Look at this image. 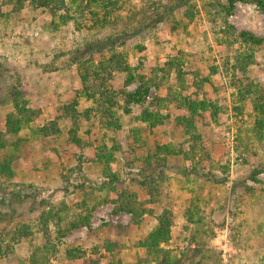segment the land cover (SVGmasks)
Wrapping results in <instances>:
<instances>
[{"label": "rangeland", "instance_id": "obj_1", "mask_svg": "<svg viewBox=\"0 0 264 264\" xmlns=\"http://www.w3.org/2000/svg\"><path fill=\"white\" fill-rule=\"evenodd\" d=\"M173 1L130 0L121 12L149 13L153 3L169 5ZM216 1L226 3L188 0L194 5L192 20L184 17L182 9L174 10L169 19L159 22L144 36L130 37L119 49L127 53L131 65L142 62L146 73L150 67L162 65L167 56L182 55L186 84L193 73L200 79L209 77L200 85L197 96L216 102L222 111L215 119L195 117L201 150L194 161L199 164L195 173H186L183 169L192 171L191 161L182 153L166 155L161 163L152 159L147 168L143 164L146 155L157 146L167 144L174 151L188 149V137L176 123L179 113L174 105L161 111L169 118L158 126L117 109V131L105 129L95 112L79 116L76 136L80 145L70 141V122L66 120L59 121L60 132L50 141L40 138L36 128L55 118L57 108L69 103L74 96L72 91L78 88V71L72 63L76 49L109 29H99V33L97 29L77 31L72 24L54 26L51 15L42 8L33 10L25 5L18 12H10L11 7H1L0 0V10L5 13L0 16V100L12 85L18 84L28 107L40 112L17 135L8 137L22 144L11 163L12 175L0 178V228L9 223L36 226L43 209L51 205L58 210L62 206L76 209L73 204L81 202L88 193L85 187L89 190L108 185L109 177L103 174V164L95 154V146L102 144L116 149L115 161L111 163V172L119 177L115 186L136 194V204L143 212L134 224L130 212L114 213V203L103 204L94 210L88 228L72 229L58 241L54 238L57 227L49 222L46 234L36 228L28 239L9 243L7 251L0 252V264H264V132L259 134L253 129V118L232 110L231 95L237 77L245 84L253 81L264 87V46L252 53L254 62L245 73L228 72L227 61H233L236 50L242 53L246 48L222 32L227 27L213 5ZM226 19L234 31L264 36V13L255 3L236 2ZM100 58L95 55L92 60L97 62ZM214 66L217 72L210 75V67ZM123 79V73H116L107 82L112 93L123 87ZM137 84L126 89L133 90ZM166 85L159 90L151 88L149 97L165 95ZM174 87L179 89L175 84ZM92 104L91 100L80 98L77 109L82 113ZM10 109L9 103L0 104V129ZM255 170L261 171L256 175L257 182L250 179ZM149 175L156 180L155 201L140 184L143 176ZM81 184L85 185L83 189ZM29 187L36 195L25 197L24 189ZM188 207L193 210V223L186 222ZM164 209L170 215V236L160 247L167 251L168 263L162 262L161 256L158 260L154 255L148 256L140 246ZM71 249L80 257L70 263L67 252Z\"/></svg>", "mask_w": 264, "mask_h": 264}, {"label": "trees", "instance_id": "obj_2", "mask_svg": "<svg viewBox=\"0 0 264 264\" xmlns=\"http://www.w3.org/2000/svg\"><path fill=\"white\" fill-rule=\"evenodd\" d=\"M236 2L255 3L258 9L264 13V0H226V3H220L219 1L214 2L215 4L213 3L218 14L223 17L227 27L222 32L235 37L246 48L242 53L236 50L233 61H227L225 68L232 75L236 72L245 73L248 66L254 62L252 53L264 46V36H256L246 30L234 31L233 26L228 23L226 18L233 13ZM129 3L130 0H1V7L3 5L10 6V12H18L25 5L33 10L42 8L51 15L54 26L72 24L77 31L109 29L108 33L100 34L92 40H87L82 43L81 47L76 49L75 52L77 54L74 55L72 63L76 65L78 71V88L72 91L74 96L70 102L57 108L56 117L45 121L44 124L36 128V133L40 138L50 141L53 135L60 132L59 121L66 120L68 123L70 122L68 130L70 141L80 145L81 140L76 136L79 127V116L95 112L100 117L105 129L117 131L120 127L119 119L115 116V110L117 109L121 110L125 115L134 116L135 114L134 118L148 122L150 126H158L169 118L168 114H163L161 111L169 105H174L179 113L175 117L176 123L183 127L182 134L188 137V149L185 151L182 149L174 151L167 144L157 146L153 153L146 155L143 164L147 168L151 165L152 159L161 163L165 161L162 158L166 155L182 153L184 158L191 161L190 169L192 170L183 169V172L195 173L199 163L194 160L199 154V150H201L199 143L201 135L195 130L194 119L197 116L202 118L209 116L211 119H215L218 113L222 111V108L216 102L199 99L197 96L200 85L208 82L209 77L200 79L197 73H193L192 80L188 82L189 84H186L185 72L181 65L182 55L177 57L167 56L162 65L156 64L150 67L149 72L146 73L142 62L139 61L137 64L131 65L127 58V53L119 50L130 37L134 35L144 36L159 22L169 19L174 10L182 9L184 17L192 20L194 18V5L190 4L188 0H174L169 5L157 2L150 7L152 10L149 13L146 10H140L134 13L129 11L128 14L123 15L121 11L125 10V6L127 7ZM4 14L0 10V16ZM100 30L97 32L100 33ZM95 55H101L97 62L92 60ZM227 65H229V68ZM217 69L215 66L210 67V75L215 74ZM116 73L124 74L123 87L112 93L107 82L113 79ZM134 82L138 83L137 86L133 90H127V86ZM234 82H236L234 83L236 89L234 93H231L232 97H234L232 110L240 116L246 114L249 118H253V129L257 133L263 134L264 87L253 81L245 84L238 77ZM164 83H167L165 95L155 94L149 97L151 88L159 90L164 86ZM174 84L179 89H176ZM183 91L187 93H183ZM72 92H70V96H72ZM80 98L91 100L93 103L82 113L77 109ZM6 103L10 104L11 109L5 114L2 129H0V151L2 152L0 157V178L12 175L11 163L18 157L19 147L22 144L17 141L12 142L8 137L17 135L22 126L30 123L33 118L40 114L38 109L28 107V102L19 89L18 84L12 85L5 98L0 100L1 105ZM135 110H137V113H134ZM115 150L114 148L112 150L108 149L103 144L95 146L96 157L103 164L102 170L104 171L102 172L109 177L108 185L100 186L97 189L94 188L99 192V195L96 196L93 188L87 190V187L81 184L83 186L81 188L85 187L88 193L85 194L86 197L81 202L73 204L76 209L72 210L62 206V209L58 210L56 205H51L49 209H43L40 212L36 226L25 223L13 225L9 223L8 226L1 227L0 252L7 251L9 243L18 244L22 240L28 239L34 234L36 228L38 232L43 231L46 234L45 231L49 222H53L57 227L54 237L57 241L72 229L79 227L88 228L94 210L109 202L114 203V213L119 211L130 212L134 216L133 222L136 224L143 212L136 204V194L125 193V191L119 190L115 186V183L119 180L118 175L111 172V163L115 161ZM159 152H163L164 155L160 156ZM259 172L261 171L255 170L250 175V179L253 182L258 181L256 175ZM140 184L146 187L147 194L151 195L155 201L158 193L157 189H155V177L153 178L152 175H149V177L143 176V182ZM243 184L244 187H247L244 182ZM247 188L250 189V187ZM24 190L26 191L24 193L25 197L36 195L31 187ZM15 196H18V193ZM168 212L167 209L163 210L161 215L157 217L155 227L140 241V246L146 249L148 256L154 255L156 260L161 256L162 262L165 263L169 262V255L160 245L166 243L170 236V215H168ZM192 214L193 210L188 207L185 210L186 222L193 223ZM46 249L48 250L49 248ZM75 252L74 249L67 252V258L70 263L80 257ZM31 264L35 263L32 262ZM91 264L95 263L92 262Z\"/></svg>", "mask_w": 264, "mask_h": 264}]
</instances>
